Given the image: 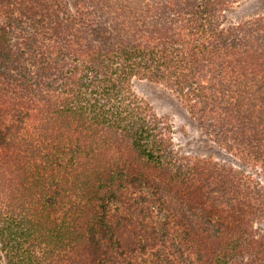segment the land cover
<instances>
[{
	"label": "trees",
	"instance_id": "1",
	"mask_svg": "<svg viewBox=\"0 0 264 264\" xmlns=\"http://www.w3.org/2000/svg\"><path fill=\"white\" fill-rule=\"evenodd\" d=\"M262 177L264 0H0V264H264Z\"/></svg>",
	"mask_w": 264,
	"mask_h": 264
},
{
	"label": "rangeland",
	"instance_id": "2",
	"mask_svg": "<svg viewBox=\"0 0 264 264\" xmlns=\"http://www.w3.org/2000/svg\"><path fill=\"white\" fill-rule=\"evenodd\" d=\"M137 90L154 104L160 114L166 115L172 122L175 141L181 151L239 163L232 155L209 142L183 106L167 90L146 82L139 83ZM259 182L264 186V177L260 178Z\"/></svg>",
	"mask_w": 264,
	"mask_h": 264
}]
</instances>
